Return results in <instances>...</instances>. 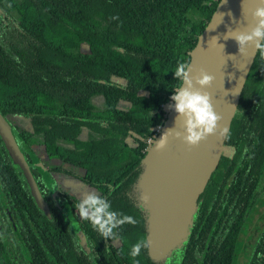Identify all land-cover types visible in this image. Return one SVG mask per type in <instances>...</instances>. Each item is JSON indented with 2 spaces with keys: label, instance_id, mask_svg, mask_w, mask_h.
Masks as SVG:
<instances>
[{
  "label": "trees",
  "instance_id": "1",
  "mask_svg": "<svg viewBox=\"0 0 264 264\" xmlns=\"http://www.w3.org/2000/svg\"><path fill=\"white\" fill-rule=\"evenodd\" d=\"M206 9L204 0H0V114L39 137L41 152H29L26 130L9 123L47 207L36 204L0 138V264L17 256L26 264H133L131 246L145 238L134 191L140 160L180 84L173 78L177 62L188 61L196 40L185 32L199 33L205 23L195 12ZM49 159L82 173L47 167ZM263 173L264 59L255 53L186 240L168 263L145 249L140 264H233ZM58 175L104 196L138 224L118 229V241L102 238L79 218L80 197ZM57 202L71 210L83 244ZM6 230L14 237L10 250ZM245 264H264V222Z\"/></svg>",
  "mask_w": 264,
  "mask_h": 264
},
{
  "label": "water",
  "instance_id": "2",
  "mask_svg": "<svg viewBox=\"0 0 264 264\" xmlns=\"http://www.w3.org/2000/svg\"><path fill=\"white\" fill-rule=\"evenodd\" d=\"M257 3L258 0H217L188 51L187 62L193 69L190 75L203 69L214 77L205 91L211 95L214 112L221 117L218 126L227 130L255 53L248 46L245 54L241 55L235 40H225L224 34L236 29L246 31L252 23L250 11ZM213 36L219 37L218 44L209 41ZM176 115L174 109L168 106L163 122L140 160L141 171L134 183L136 199L145 215V239L149 244L147 253L156 262L164 261L173 251L179 250L186 240L196 211V199L218 162L226 134L209 135L194 147L170 135L165 148L157 151L154 140L158 141L165 130L175 127ZM175 131H183L179 123ZM0 138L15 165L21 169L36 204H44V208L38 206L46 212V204L15 143L10 125L1 114ZM144 195L149 197L147 203L142 199ZM72 229L83 244V233L76 222L72 224Z\"/></svg>",
  "mask_w": 264,
  "mask_h": 264
},
{
  "label": "clouds",
  "instance_id": "3",
  "mask_svg": "<svg viewBox=\"0 0 264 264\" xmlns=\"http://www.w3.org/2000/svg\"><path fill=\"white\" fill-rule=\"evenodd\" d=\"M220 16L222 20L223 13ZM250 17L252 23L246 31L229 30L224 34V39H234L241 55L245 54L248 46H251L254 53H258L264 59V0H258L256 6L250 11ZM218 39L219 37L213 36L209 41L217 43ZM191 72L193 69L189 62H177L173 78L181 83L170 96L173 103L169 105V108L174 109L177 114L175 127L179 123L183 131H175V127L165 130L158 141L154 140L157 151L165 148L170 135L173 138L182 139L189 147H194L209 135L223 136L228 131L226 128L218 126L221 117L214 112L211 95L205 91L211 86L214 77L203 69H200L195 75H190ZM218 127L219 131L217 132ZM142 199L144 203H147L149 197L144 195ZM75 209L81 220L89 222L102 238L111 241L120 239L117 230L122 229L125 224L135 226L139 222L131 215L112 210L111 202L95 191L85 194L76 203ZM148 247L149 244L143 237L131 246L129 256L132 258L133 264H140L137 257L141 255L142 250Z\"/></svg>",
  "mask_w": 264,
  "mask_h": 264
},
{
  "label": "rangeland",
  "instance_id": "4",
  "mask_svg": "<svg viewBox=\"0 0 264 264\" xmlns=\"http://www.w3.org/2000/svg\"><path fill=\"white\" fill-rule=\"evenodd\" d=\"M215 0H204L205 5L207 6L206 10L204 12H195L196 16L199 17L200 19V24H204L207 21V15L210 14V8H212V6L214 5ZM208 13V14H207ZM197 30V28H196ZM196 30L190 31V32H185V36L186 39L188 40H192L194 38L195 35H197V32H194ZM95 102L97 103V105H99V98L95 99ZM148 101H145V104H148ZM169 106V103L167 105H165V109L167 110ZM9 123L10 124H14L18 127V129H25L26 133H25V142H24V146L26 148L27 151L35 153V154H39L41 152L42 149V144L41 141L39 139V137L34 136L31 131L29 130L28 125L26 124H21L20 122H18L16 119H13L11 117H8ZM45 165L47 167H53V166H61V167H65L68 168L76 173H82V170L79 168H75L74 166H70L68 164L59 162L57 160H53V159H49V160H45L44 161ZM43 177L45 178L46 181H48L50 179L49 175H47L46 173H44ZM59 181V183L66 187L67 192L70 195H75L80 197V199L83 198V196L85 194H87L89 191H84V189L79 185V182L75 179L69 178L67 176H60L58 175L57 177V182ZM210 193L209 188L206 192V196H208ZM41 199V198H40ZM42 200V199H41ZM40 202H43L41 201ZM41 205L42 208H44V204H38ZM57 205L60 206V210L63 214V216L66 218L67 223L69 225V227L72 226V224L74 223V215L72 214L71 210L69 209V207L66 204H62L57 202ZM264 173L263 176L261 178V181L258 185V197L256 202L253 204L251 210L247 213L245 220H244V224L242 227V230L239 233L238 236V240H239V251L234 259L233 264H245L246 263V258L250 253V250L252 248V245L254 244V241L256 239V236L264 222ZM4 227L6 228V226L4 225ZM3 233L2 237L5 240L6 246L9 248V250L11 249L10 247H12L13 245V240L14 237L11 233L7 234ZM170 256H177V253L174 252L172 253ZM14 264H26L23 259L20 256L14 257ZM166 263L169 262L168 257L164 260ZM173 263H176V260L173 261Z\"/></svg>",
  "mask_w": 264,
  "mask_h": 264
},
{
  "label": "built area",
  "instance_id": "5",
  "mask_svg": "<svg viewBox=\"0 0 264 264\" xmlns=\"http://www.w3.org/2000/svg\"><path fill=\"white\" fill-rule=\"evenodd\" d=\"M157 131H158V128H157L156 132H157ZM156 132L153 134V137L155 136ZM152 139H153V138H148V139H147V144H148V145L150 144V142L152 141Z\"/></svg>",
  "mask_w": 264,
  "mask_h": 264
}]
</instances>
